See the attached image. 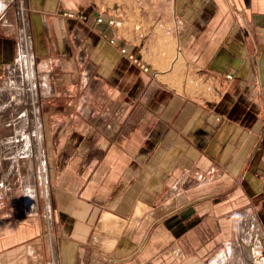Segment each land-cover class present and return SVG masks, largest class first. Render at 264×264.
Instances as JSON below:
<instances>
[{
	"label": "crops",
	"instance_id": "1",
	"mask_svg": "<svg viewBox=\"0 0 264 264\" xmlns=\"http://www.w3.org/2000/svg\"><path fill=\"white\" fill-rule=\"evenodd\" d=\"M25 15L49 186L0 214V264H206L261 231L264 0H0V74Z\"/></svg>",
	"mask_w": 264,
	"mask_h": 264
},
{
	"label": "rangeland",
	"instance_id": "2",
	"mask_svg": "<svg viewBox=\"0 0 264 264\" xmlns=\"http://www.w3.org/2000/svg\"><path fill=\"white\" fill-rule=\"evenodd\" d=\"M38 77H39V81L42 83L41 77H43V75H40V73H38ZM8 79H9V74L6 66L0 74V87L7 86ZM39 92H40V85H39ZM9 97H10L9 102L6 105V108L7 107L8 108L6 110H8L10 107L12 109L11 108L9 109L10 110L9 113L0 112V214L8 212L7 210H10L12 208L14 210H21L26 206L27 203L25 201V185H27L32 192L35 191V193H37L35 203H37V201L39 200L41 201L42 204L44 202V192L48 190V186H49V181L46 174L47 169L49 167L48 165L49 161L47 160V154H46V152L48 151L47 149H49V144L47 140L44 141L45 135L47 137L49 133H48V129L46 128L45 130L44 127V117L40 111V115H41L40 126L38 125L36 120H32L30 122L28 120V122H26L29 115L25 111H23V115L19 117L14 112L15 110H13V108L16 107L12 101L14 99V96L10 95ZM21 149L23 152L21 151ZM9 160L15 161L14 162L15 169L13 170V172L12 170H9V165H10ZM43 162H46L45 163L46 165ZM45 178L47 179L45 180ZM3 183L5 184L3 185ZM241 226H242V221H240V219L238 218L237 224L235 226L236 232L232 233V236L228 242L223 243L222 250L213 258L218 257L220 254L225 252L227 259L226 263L231 264L234 259H240L242 257L243 255L242 253H244L242 249L244 250L247 249L248 252L252 255L250 256L251 258V260L249 261L250 264H264L263 225L261 227V231H260V225L259 228H254L253 226H247L248 228L247 231L244 230V221H243V226L242 227ZM244 232L247 235H249L248 240H244L243 237V235L245 234ZM260 233L261 235L258 236ZM258 242L261 243L260 254L256 256V254L254 253V247ZM231 244H233V247L231 246L232 248L229 247ZM239 247L242 248L241 249L242 253L240 252ZM229 249L230 251H228ZM211 260H206L205 261L206 264H209Z\"/></svg>",
	"mask_w": 264,
	"mask_h": 264
},
{
	"label": "bare ground",
	"instance_id": "3",
	"mask_svg": "<svg viewBox=\"0 0 264 264\" xmlns=\"http://www.w3.org/2000/svg\"><path fill=\"white\" fill-rule=\"evenodd\" d=\"M22 4H24V3H22ZM24 7H25V5H24ZM25 21H26V25L21 30V47H20L19 57H18V59H16V61L14 60L13 63H10V65L7 67L8 74H9L7 86L0 87V112H4V113L8 112L9 113V111H10L9 109L11 107L8 110H6L8 108V107L6 108V105L9 102V98H10L9 96L13 95L14 99L12 98L13 99L12 101H13L14 105L16 106L13 108V110H15L14 112L19 117H21L23 115V111H25L29 115L26 122H28V120H29V122L32 120H36V122L40 126L41 125L40 92H39L40 81H39V77H38V73H39L38 72V64L35 60V57H34L35 55L33 54V51H32V42H31V36H30L29 28H28V18L26 15H25ZM15 98H16V100H15ZM23 118H25V117H23ZM15 127H16V125H15ZM35 127H36V125H35ZM38 136H40V135H38ZM21 151H22V149H21ZM44 158H45V156H44ZM14 162L15 161L11 160L10 165H9V170H12V172L15 169V165H14L15 163ZM43 163L45 164L46 162H43ZM46 179L47 178H45V180ZM4 184L5 183H3V185ZM36 195H37V193H35V191L32 192L30 190V188L27 185H25V201H26L27 205L31 206V208L33 206H35ZM49 195H50V193H49ZM242 218L244 221V230L245 231H247V229H248L247 226H253L254 228H259L258 222L255 219H250L248 216V213L242 215ZM260 235H261V233L258 236H260ZM243 237H244V240H248L249 235H247L245 233L243 235ZM259 242L254 247V253L256 254V256H258L260 254V244L261 243H259ZM231 246L233 247V244H231L229 247L232 248ZM226 248H228V247H226ZM239 249L241 252L242 248L239 247ZM228 251H230V249ZM242 251L244 252V253L241 252L243 254L242 257L240 259H234L231 264H250L249 263V261L251 260L250 256H252V255L248 252L247 249H245V250L242 249ZM226 262H227L226 253L223 252L218 257L213 258L209 264H229Z\"/></svg>",
	"mask_w": 264,
	"mask_h": 264
},
{
	"label": "built area",
	"instance_id": "4",
	"mask_svg": "<svg viewBox=\"0 0 264 264\" xmlns=\"http://www.w3.org/2000/svg\"><path fill=\"white\" fill-rule=\"evenodd\" d=\"M64 14L70 18H77L80 20H87L88 19V15H85L84 13H80L77 11H67ZM124 16H125L124 11L121 8L116 7V8H112V9H106L102 12L97 13L95 15V21L97 23H100V24H105L108 27L119 29L123 25ZM110 42L112 44L118 45L117 38H111ZM118 46H119L121 53L123 55H127L131 59V61H133V63L139 65L145 71L149 70V67L147 65H145L141 61V59L137 57V55L135 53L130 52L125 45L120 44ZM227 79L233 80L234 75L228 74Z\"/></svg>",
	"mask_w": 264,
	"mask_h": 264
}]
</instances>
